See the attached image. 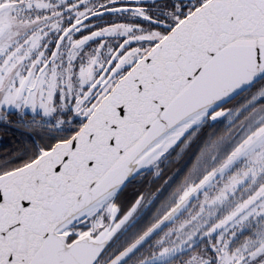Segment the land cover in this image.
<instances>
[{
	"label": "snow or ice",
	"instance_id": "1",
	"mask_svg": "<svg viewBox=\"0 0 264 264\" xmlns=\"http://www.w3.org/2000/svg\"><path fill=\"white\" fill-rule=\"evenodd\" d=\"M0 264H264V0H0Z\"/></svg>",
	"mask_w": 264,
	"mask_h": 264
}]
</instances>
